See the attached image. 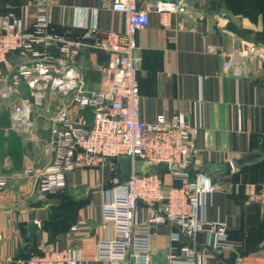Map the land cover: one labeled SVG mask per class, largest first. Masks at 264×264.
<instances>
[{"label": "crops", "instance_id": "crops-1", "mask_svg": "<svg viewBox=\"0 0 264 264\" xmlns=\"http://www.w3.org/2000/svg\"><path fill=\"white\" fill-rule=\"evenodd\" d=\"M112 2L0 0V12L15 15L26 31H32L38 8L48 6L50 32L84 45L78 68L86 89L99 92L107 86L99 69L113 58L93 49L85 36L90 29L103 34L124 31L126 18L112 11ZM138 3L141 8L152 6L148 0ZM185 3V12L171 15L167 26L152 12L149 26L138 32L141 121L149 124L160 115L171 119L181 113L198 131L194 140L199 155L175 171L189 172L192 179L204 173L213 181L215 191L203 198L200 213L207 222L225 225L227 234L220 242L227 246L216 251L213 234L200 233L193 241L175 224H156L151 226V264L183 260L182 248L187 245L196 251L195 264H237L242 254H249L243 264H264V212L258 198L264 178V0ZM247 46L253 51L247 53ZM50 51L59 55L58 49ZM24 59L21 52L11 53L4 73H13ZM7 87L0 84V105L7 104V109L0 108V171L44 170L53 157L54 119L34 115L33 130H19L12 118L17 93L3 98ZM29 93L22 82L19 94ZM49 95L58 101L57 108L72 103L70 98ZM85 117L93 123L91 110ZM160 175L165 188L182 186L174 172ZM21 179L0 192V264H20L19 259L32 251L28 237L32 222L39 224L33 246L37 255L44 246L72 247L83 252L80 264H109L97 260L96 245L115 238L103 216L106 190L116 182L110 163L68 174L65 198L42 195L32 178ZM150 215L139 203L136 220L147 222Z\"/></svg>", "mask_w": 264, "mask_h": 264}, {"label": "built area", "instance_id": "built-area-1", "mask_svg": "<svg viewBox=\"0 0 264 264\" xmlns=\"http://www.w3.org/2000/svg\"><path fill=\"white\" fill-rule=\"evenodd\" d=\"M111 9L125 16L124 31L103 34L90 29L85 36L93 49L113 58L109 66L99 69L107 79L106 88L99 92L86 89L78 68L84 45L50 32L48 6L38 8L32 31H26L15 15H0V84L8 86L3 98L17 93L12 101L15 126L23 131L33 130L34 113L49 92L72 101L70 106L59 107L53 120L50 164L41 171L28 169L25 176L33 179L40 194L52 195L66 188L70 173L101 168L107 163L115 173L119 167L111 161L131 157L134 169L131 180L116 182L106 190L103 216L113 226L115 238L97 243V260L109 264H151L154 251L151 226L165 223L177 225L193 241L200 233L213 234L217 243L214 249L221 251L227 246L220 242L227 228L219 222H207L200 213L203 198L215 191L213 181L204 173L192 179L189 172L175 171L199 155L194 140L198 131L191 128L181 113L171 119L160 115L149 124L141 121L138 32L149 26L152 12L158 13L161 23L167 26L171 15L185 12L186 3H159L141 8L138 0H113ZM51 49H58L59 55L51 53ZM245 51L250 53L253 48L247 46ZM13 52H21L25 59L13 73L5 74L3 67ZM228 66L226 63L225 67ZM22 82L28 85L27 96L19 94ZM88 110L94 114L93 123L85 117ZM139 161L143 163L140 172ZM161 163H167L170 171L182 178L181 187L167 189L160 174L151 173V168ZM7 186L8 182L0 178V192ZM258 198L264 212V180ZM139 203L151 214L147 222L136 220ZM41 249L40 255L32 256L25 264L83 261L80 249L47 246ZM182 254L183 260L171 259L169 264H195L197 254L193 245L183 247ZM244 260L239 258L237 264H243Z\"/></svg>", "mask_w": 264, "mask_h": 264}, {"label": "water", "instance_id": "water-1", "mask_svg": "<svg viewBox=\"0 0 264 264\" xmlns=\"http://www.w3.org/2000/svg\"><path fill=\"white\" fill-rule=\"evenodd\" d=\"M149 2H151L152 6H156L159 3H175L178 4L182 1L185 0H148ZM192 1V0H190ZM208 13H211L210 11H208ZM221 17H223V14H220ZM118 162V167L120 169V174L118 175L119 180L121 182H128L131 180L132 176H133V160L131 157H121L117 159ZM170 167L167 163H161L157 166H153L151 168V173L152 174H161L163 172L169 171ZM97 190H101V188H98ZM95 191V190H92ZM39 230V224H37L36 222H32L29 224L28 226V231H29V239L32 242V247L35 245V237L36 234Z\"/></svg>", "mask_w": 264, "mask_h": 264}, {"label": "rangeland", "instance_id": "rangeland-1", "mask_svg": "<svg viewBox=\"0 0 264 264\" xmlns=\"http://www.w3.org/2000/svg\"><path fill=\"white\" fill-rule=\"evenodd\" d=\"M50 94L52 93V92H49ZM49 93L47 94V96L49 97L50 95H49ZM54 94V93H53ZM56 95V94H55ZM4 103V102H3ZM2 103V105H0V108H2V110L3 109H7V104L6 103H4L3 104ZM58 103V101L56 100H54L53 98H48L44 103H43V105L42 106H40V107H38L37 109H36V114L34 113V115H37V116H39V118L38 119H42V120H44V121H50L51 119H54L55 117H56V114H57V112H58V109H59V107L57 108V105L59 104H57ZM8 105H9V103H8ZM41 116V117H40ZM34 120V119H33ZM16 167H18L19 168V164H17V165H15ZM142 166H143V163L142 162H138V164H137V169H138V171L140 172L141 171V169H142ZM170 171V170H169ZM22 175V176H21ZM0 178H3V179H5L7 182H8V186H7V188L10 186V185H12L13 183L14 184H17L18 182H20V181H18V180H22L21 178H23V179H31V178H28V177H26L25 176V173H24V171L23 172H20V173H17V174H13L12 172H10V173H7V172H3V171H0ZM16 180V181H15ZM34 182V181H33ZM6 188V189H7ZM34 188H35V190H37V186H36V184H34ZM38 191V190H37ZM39 193V192H38Z\"/></svg>", "mask_w": 264, "mask_h": 264}, {"label": "trees", "instance_id": "trees-1", "mask_svg": "<svg viewBox=\"0 0 264 264\" xmlns=\"http://www.w3.org/2000/svg\"><path fill=\"white\" fill-rule=\"evenodd\" d=\"M7 14H9V13H7V12H0V15H7ZM51 28V27H50ZM105 53V52H104ZM111 163H113L115 166H117L118 167V162H117V159H113L112 161H111ZM119 171H120V169H117L116 170V172L114 173V177L116 178V182H120V180H119V177H118V173H119ZM167 172V171H166ZM161 176V175H160ZM263 180H264V178H263ZM263 180H262V182H263ZM116 182H114L113 184H110V186H108V188L109 187H112ZM262 182H261V184H260V188H259V192H260V190H261V186H262ZM56 195H62V197H64L65 198V196H66V193H65V189L64 190H61V191H59V192H57V193H55V194H52V195H47V196H56ZM79 204H81V203H79ZM34 249H35V247H32V251L31 252H29L27 255H23L22 256V258H20L19 259V261H18V263L19 262H21L20 264H25L26 263V261L28 260V259H30L32 256H34V255H37L35 252H34ZM247 255H249V254H242V255H240L239 256V258H243L244 256H247ZM238 258V259H239Z\"/></svg>", "mask_w": 264, "mask_h": 264}]
</instances>
